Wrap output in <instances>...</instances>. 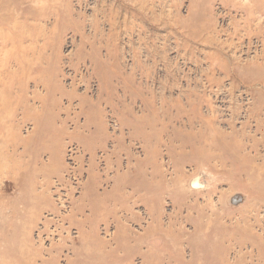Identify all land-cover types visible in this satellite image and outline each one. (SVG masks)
Returning a JSON list of instances; mask_svg holds the SVG:
<instances>
[{
    "label": "rangeland",
    "instance_id": "1",
    "mask_svg": "<svg viewBox=\"0 0 264 264\" xmlns=\"http://www.w3.org/2000/svg\"><path fill=\"white\" fill-rule=\"evenodd\" d=\"M0 264H264V0H0Z\"/></svg>",
    "mask_w": 264,
    "mask_h": 264
}]
</instances>
